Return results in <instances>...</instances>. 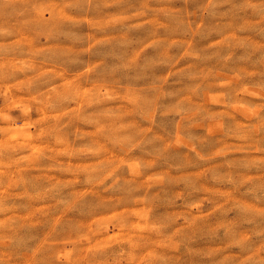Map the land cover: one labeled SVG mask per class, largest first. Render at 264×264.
Segmentation results:
<instances>
[{
	"label": "clouds",
	"instance_id": "1",
	"mask_svg": "<svg viewBox=\"0 0 264 264\" xmlns=\"http://www.w3.org/2000/svg\"><path fill=\"white\" fill-rule=\"evenodd\" d=\"M101 217L102 264H264V0H0V264Z\"/></svg>",
	"mask_w": 264,
	"mask_h": 264
},
{
	"label": "rangeland",
	"instance_id": "2",
	"mask_svg": "<svg viewBox=\"0 0 264 264\" xmlns=\"http://www.w3.org/2000/svg\"><path fill=\"white\" fill-rule=\"evenodd\" d=\"M209 130L211 131V129ZM225 147H235L239 149L241 146L239 144L228 142L225 144ZM205 191H219L224 197L232 195V193L223 188L209 189L208 186H205ZM46 208L47 206L36 205L29 212L21 214L18 217H14V219H19L22 222L34 221L38 223L41 214L46 211ZM105 219V217H101L99 220L81 223V227L85 229L83 242L86 243L87 246L82 249V254L77 258L74 264H89L90 259L93 261V264H102L103 259L107 256V254L116 247V245L112 244V241L119 239L120 232L118 230L113 231L112 234L109 235L98 231L96 228V225L103 223ZM7 222L8 221L6 220L5 223ZM37 231L42 232L43 229H39ZM213 251L219 253L221 249L217 248ZM93 253H95L94 256ZM109 264H111L110 258Z\"/></svg>",
	"mask_w": 264,
	"mask_h": 264
}]
</instances>
